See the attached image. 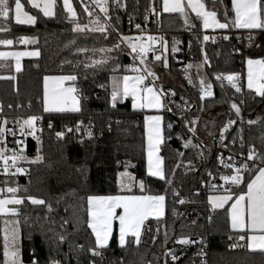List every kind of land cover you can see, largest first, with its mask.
<instances>
[{"label": "trees", "instance_id": "trees-1", "mask_svg": "<svg viewBox=\"0 0 264 264\" xmlns=\"http://www.w3.org/2000/svg\"><path fill=\"white\" fill-rule=\"evenodd\" d=\"M21 2L27 11L36 16V24H18L14 13L8 20L0 19V41L27 37L34 41L28 46L39 49L40 56L24 59L20 71L15 70L12 61L0 60V105L3 106L0 119L9 121L7 127H15L18 125L17 120L21 122L31 115L42 117L45 124L38 129L40 143L30 141L28 152L31 156H37L39 149L43 160L35 163L37 168L29 176L0 177V187L4 189V196L8 193V187L18 186L20 190L16 195L25 198L24 203L18 206L20 215L17 217L20 221L24 263H30L34 251V258L39 264H50L53 259L61 264H165V261L167 264H195L196 249L201 240L207 239L210 259L214 263L264 264V254L260 251H252L247 247L230 248L233 243L246 244L247 241H239L238 237L242 233L232 229L229 206L216 209L208 203L210 192L203 191L201 184L205 175L195 166L201 155L196 148L183 147L184 141L190 139L193 143V140L165 108L162 110L164 170L169 174L175 168V176L169 175L168 178L173 180L169 186L147 175L144 117L148 111L134 108L131 99L113 107L111 99V76L129 74L132 58L122 45V51L119 52L91 51L112 48L118 41L116 35L109 32L111 34L105 39L104 34L98 32H74V23L60 0L56 2L53 17H45L40 10L31 7L28 0ZM205 3L209 9L218 12L221 20L231 23V0H222V3L221 0H215V3L205 0ZM74 4L78 22L81 25L89 24V15L80 0H74ZM120 4L125 6L118 7L116 0H108L117 30L134 33L145 29L150 34L165 37L167 54L162 52L160 60L147 56L146 61L151 65L160 63L163 66L167 62V71L180 81V87L174 88L178 96L193 105L190 116L197 120L195 127L198 135L211 140L227 119H233L236 126L226 141L227 145H231V150H249L254 145L258 152L264 153V97L245 87V61L264 55L260 46L264 29L231 27L224 32L218 31L227 34L229 39L213 43L203 39L205 33L196 17H193L196 30L186 32L180 14L162 11V0H120ZM138 24L139 29L136 27ZM247 36L250 38L247 39ZM25 46L17 42L12 47L20 49ZM4 47L0 43V48ZM85 47L89 49L87 53L77 51ZM205 56H208L206 62ZM105 57L108 58L106 64L84 67L89 59L100 60ZM191 62L203 65L205 87L211 85V96L201 99V80L193 69L188 73L189 79L186 67ZM238 71L245 74L240 93L226 79L216 78L217 75L226 77ZM67 74L77 75V80L72 84L80 92L77 95L81 110L45 112L44 78ZM170 87L167 84L162 86L163 89ZM233 102L241 109L240 117L231 108ZM208 120L216 122L214 134L205 133ZM250 120L256 123L249 124ZM50 122H53L51 128L48 127ZM81 122L80 131H75ZM67 128H73V132H67ZM241 128L243 147L240 141ZM89 130L92 132L91 138L87 135ZM57 132H64V137H55ZM180 152L184 154L182 157L178 155ZM178 163L180 167H175ZM124 171H129L137 182L144 181V192L132 190V193L165 195V214L159 221L155 218L146 220L139 246H135L133 238L129 236L128 244L121 248L115 230L108 248L102 252L103 258L93 257L89 249L95 247V237L87 226L88 197L118 194L121 191L119 174ZM244 178L245 182L250 179L247 173ZM242 189L243 184L239 188L233 187L232 192L240 194ZM174 191L179 195H173ZM28 196L45 200L46 205L51 204L53 210L49 212L45 205L31 204L26 199ZM180 199L185 200V203H178ZM177 208L183 209L179 216L172 213ZM64 219L69 220V223L62 229ZM165 231L168 233L167 240ZM57 234L65 235V241L60 242ZM184 237L194 242L188 245L176 243ZM80 245H83V251L79 250ZM175 249L178 259L169 262L171 256L165 253ZM3 262V235L0 231V264Z\"/></svg>", "mask_w": 264, "mask_h": 264}, {"label": "snow or ice", "instance_id": "snow-or-ice-1", "mask_svg": "<svg viewBox=\"0 0 264 264\" xmlns=\"http://www.w3.org/2000/svg\"><path fill=\"white\" fill-rule=\"evenodd\" d=\"M55 0H46L43 7L38 2V0H28L31 7L39 8L45 17H52L54 15L53 6ZM83 4V0H80ZM96 7L104 13L105 17L108 20H111L112 17L109 16V7L108 0H93ZM215 3V0H213ZM118 7H124L125 5L120 4V0H116ZM222 3V0H221ZM189 8L193 12L196 13L198 17L203 18V27L208 29L219 28V29H227L229 24L227 22L221 23L217 18L216 11H206L205 5L200 2V0H188ZM24 4L21 3V0H0V19L8 20L10 15L14 13V18L16 23L18 24H29L35 25L37 22L36 16L30 15L27 11H24ZM63 7L70 14L69 19L74 23V32L78 33H101L104 34V38L108 39V36L111 34L108 32V28L110 25L101 24L99 18L95 20H90L89 23L95 25L94 27L89 28L88 25H81L78 22L77 14L72 7L70 0H63ZM232 8L235 10V19L233 21V25L236 28L241 29H264V0H232ZM84 11L88 13L91 17L92 12L89 11L88 7H84ZM154 11V10H153ZM163 11L164 12H178L181 14L185 13V5L183 0H164L163 2ZM118 19V18H117ZM187 23V20L185 21ZM113 32H117L118 30L115 26H111ZM139 29L140 25H136ZM2 30V29H0ZM118 41L115 43L112 48H101V49H92L91 51L95 53L96 51L109 53L112 51H122L121 45L127 43V46L131 49V53H136L134 56V60L139 57L140 64L143 65V69L133 68V71L142 74H138L135 77L124 76L122 81L120 79L114 78L113 80V90H112V102L113 107L115 106V102L117 100V96H121L122 98H126L128 96H132L134 101L136 98L140 97V93L142 89L139 87L143 84L146 77H152L153 82L156 77L155 73L151 71L146 65L144 54L147 49L140 47L139 52L137 51V45L132 43L131 37H126L121 34H118ZM149 40H154V37H148ZM205 41L210 38L205 35L203 37ZM214 39V38H213ZM224 39H229V37L225 36ZM22 42L27 44L31 42L29 38L24 37L21 38ZM0 43L11 45L13 43L12 40H3ZM75 43V41H72ZM78 52L87 53L89 51L88 48H78ZM173 51H176L173 48ZM11 55L16 59V70L20 71V57L24 55L30 56H39V51H34L30 53L24 52H15V53H2L0 52V57H5ZM114 59V58H113ZM155 60H160V56H155ZM207 61V57L205 56V62ZM66 63H71V61H66ZM108 63V58H102L100 60H91L89 59L88 63H84L85 68L101 66L103 64ZM248 73H247V88L249 90L255 91V93L261 97H264V61H254L248 60ZM253 65H260L261 71L259 73H255L253 71ZM166 66V62H165ZM192 65H188V68H191ZM115 70V69H114ZM218 80L226 79L237 93L242 92V87L240 86V76L239 74H229L226 77L222 75H217ZM77 80L76 74H67V75H59V76H46L44 78V111L45 112H79L80 109V101L77 99L73 93L76 91L75 88L68 87L65 88L64 82L71 81L75 82ZM49 81H52V87L49 88ZM201 85L204 86V81L201 80ZM204 96H211V85L206 86V90L202 87ZM146 91L150 94V99L147 104L141 103L140 107H149V108H161L163 105L161 104L160 97L154 94L153 87H147ZM162 91V90H161ZM171 95H175V93H171ZM142 99V97H140ZM243 103V101H241ZM11 107V105H9ZM133 107L136 108L137 104L134 102ZM231 108L235 110V113L238 117H240L241 109L235 103H231ZM3 111V106L0 105V112ZM168 111H171V108H168ZM42 117L31 115L27 119H24L22 122L19 120L16 123L19 125V132L21 135H33L34 138L37 139V142L40 143L39 137H35L36 132V122L41 120ZM161 120L160 116H148L146 117V121L150 122L148 124V163H147V175L150 177H156L162 181H164L169 186L172 185L173 180L169 179V175L171 177L175 176V168L171 171V173L166 174L163 168V158L159 155H156L159 151V146L163 143L164 137L162 135L161 130ZM9 123L7 119H0V161L3 162V172L4 174H9L11 168H15L14 172L10 174L15 176L17 174H24L26 170L21 167H17L18 161L26 160L27 157L24 155V145L23 141L17 139L15 143L19 146V150L16 149H8L6 145V134L16 136L17 133L13 129H7L6 125ZM191 125H195L197 120H192L188 122ZM236 121L229 120L228 124L224 126L221 130V139H224V133L228 131V129L235 124ZM241 123H243L241 119ZM249 124L256 123V121H249ZM81 124H78L75 128V131L79 132L81 129ZM49 128L52 127L51 124L48 125ZM171 128V125H168ZM30 130V131H29ZM188 131L195 136L196 128L189 127ZM67 132H73V128H67ZM65 135L64 132H57L56 136L58 138H63ZM89 138L92 137V132L89 130L87 132ZM180 138V137H178ZM182 139V138H181ZM240 141L241 146L243 147V129L240 130ZM83 143V141H80ZM235 143V140H233ZM184 148H198L199 144H193L192 141L186 140L183 143ZM11 155H8V153ZM179 156H183L182 152L178 153ZM155 156V159L153 158ZM229 161L232 160V157L227 158ZM9 160H11V164H9ZM43 160V157L39 155V149L37 150V156L34 160L29 161L30 163H39ZM249 161L251 164H249ZM220 163L227 169L232 170L231 175H221L219 178L230 186L225 188V195H222L217 198H210L214 200V207L222 208L225 204H228L229 201L233 200V196L236 195L235 201L231 203V227L233 230H239L242 234L239 235V241H247L246 244L233 243L230 245V248L235 249L237 247L244 248L247 247L252 251L259 250L262 254H264V153L258 152L254 145L249 147L247 157L242 159L240 162V166L236 167L232 163H226L224 158H220ZM191 166V162H189ZM175 167H180L178 163ZM247 173L250 179L245 182L244 174ZM121 178L120 189L121 191L116 195H92L88 197L87 203L89 205L88 208V216L89 220L87 221L88 228L91 229L92 234L95 237V247L90 248L89 251L93 257L103 258L102 252L104 249L108 248L109 241L111 238L112 230H113V222L118 221L119 223V240L118 244L121 248L126 247L128 244L127 238L131 236L133 238L132 243L135 246H139L141 243L142 229L145 225V221L149 219V217L155 218L157 221L164 214L165 207V195H137L132 193V188L134 185L138 183L139 189L141 193L145 190L144 181H136L135 177L127 172H122L119 174ZM211 176L212 173H209ZM244 185V189L241 190V194H234L232 192L233 187L239 188L240 185ZM213 188L216 185H212ZM19 187H8L6 191L11 193V198H0V218L2 219V231L3 234V255L4 262L3 264H24L23 255H22V235L20 228L19 219H8V217H18L20 215L19 210L16 207H9V205H22L25 201V198H18L17 193L19 191ZM4 189H0V192H3ZM26 192L27 189L25 188ZM173 195L178 196L179 193L175 192ZM26 199L30 200L33 205H45L48 208V211L51 212L52 206L51 204H47L43 199H37L32 196L26 197ZM59 202V201H58ZM180 204H184L185 200L180 199L178 201ZM120 210V211H117ZM67 211V209H65ZM211 219V218H209ZM69 223V220L64 219L61 224V228L63 229L65 225ZM151 231V229H148ZM159 232V229H157ZM168 233L165 231V239L167 240ZM58 240L60 242L65 241L66 236L57 234ZM232 239V237H229ZM155 240V238H153ZM190 238L184 237L180 238L176 241V243L182 245H188L193 243ZM201 243H203L201 241ZM79 250L83 251V245L79 246ZM203 254V253H201ZM166 256H171L173 261H176L178 257L174 252L165 253ZM35 253L33 251V259L30 261V264H39V261L34 258ZM50 264H60L58 260H51ZM95 264V262H93ZM167 264V261H165Z\"/></svg>", "mask_w": 264, "mask_h": 264}, {"label": "built area", "instance_id": "built-area-1", "mask_svg": "<svg viewBox=\"0 0 264 264\" xmlns=\"http://www.w3.org/2000/svg\"><path fill=\"white\" fill-rule=\"evenodd\" d=\"M83 3L85 6L88 7L89 11H91L93 13L91 17L89 16L90 20H95V19L99 18L101 24L110 25V27L108 28V32L114 33L117 38H119L118 34L133 38L132 43H135L137 45V51L138 52L140 49L138 47L139 45L148 42L149 41L148 37H150V36L154 37L155 38L153 40L154 45L151 49V53H148V56H150L152 59L155 56L161 57L162 52H163V43L165 41V37L163 35H157V34L153 35V34H150L145 29L140 30L139 32H134V33H124V32H121L119 30H118V33L113 32L111 26H115V24H114V20H113V17H112V14L110 11L108 14H109V16L112 17V19L108 20L105 17L104 13H102L99 10V8L95 6L93 0H83ZM180 17H181V20L183 22V26H184V29L186 32L191 33L194 30H196V22L194 21V19L191 17V15L189 13L185 12L184 14H180ZM186 20H187V23L185 22ZM216 36L217 37H214V39L212 38L211 42L217 43L220 41V39L225 40L224 37L226 35H222V36L216 35ZM21 38H23V37H18L16 39L9 38V39H5V40H12L13 43L11 45H7V46H14L17 42L22 41ZM249 38H250V36H247V39H249ZM122 46L124 47V49L126 50V52L128 54L131 53V49L127 46V43L122 44ZM234 52L237 53L238 50L235 49ZM129 55L132 58L131 72L132 73H138V72L133 71V68H140L142 70L144 66L140 64L139 57H137L134 60V56H136V53H132ZM146 57L147 56H144V59H146ZM206 57L208 58V56H206ZM153 72L155 73L156 77H158V78L155 79L153 82L152 77H150V76L146 77L143 84L140 85V88L143 91L146 89V86L147 87H154L158 91L159 95L161 96L164 108L167 110H168V108H171V111H169V113L176 118L177 123H179L181 125V127L183 129H185V131L189 134V136L193 140V144H199V147L196 148V150L200 153V155L202 157V163L200 165L197 164L195 166H196V168L202 169L204 171L205 177L202 179L203 191H208L210 193L226 194L224 189L228 188L230 185L228 183H226L225 181L221 180L219 177L221 175H231L232 170L225 168L220 163V158L223 157L224 161L226 163H232L236 167H239L241 160L246 158L247 154H248V150H243V151L240 150V151L234 152L230 148L231 145H227V143H226L229 134L234 131L236 123L233 124L228 129V131L224 133V139L223 140L221 139V135H220L221 130L224 128V126L226 124H228L229 120H233V119H227L225 125L222 127V129L219 131V133L216 136H214L211 140H207L205 138H202L201 136L198 135L197 131L195 133V136H193V134L188 131L189 127H195V125H191L188 123L189 121L195 120L194 118H192L190 116V112H191L193 105L192 104L189 105L186 100L181 99L178 96L177 91L174 88L164 90L159 85L158 73L155 71H153ZM140 73H142V71ZM236 74H239L240 86L243 88V82L245 80V74L243 71H238ZM202 87L205 89L204 86L200 85V87H199L200 94L203 93ZM173 92L175 93L174 96L171 95V93H173ZM79 93L80 92L78 91L77 94H79ZM111 96H112V94H111ZM43 124H45V121L43 119L38 120L36 122L35 137H39L38 129ZM49 124H51L53 126V122H50ZM6 128L7 129H13L17 133V135L15 137L12 135L6 134L7 148L8 149H16L18 151L19 146L15 143V141L17 139L22 140L23 145H24V155L27 157L26 160H21V161H18V163H17V167L24 168L26 170V172L24 174H17V175H25V176L31 175L36 170L37 165L35 163L29 162L31 160H34L36 158V156L30 155V152H28V149H29L28 147H29L30 141H37V139L34 138L33 135H21L19 132V125L15 126V127H7L6 126ZM90 128L91 127H89V129ZM55 137H57L56 134H55ZM0 146H2V145H0ZM8 155H11V153L9 152ZM230 156L232 157L231 161H229L227 159ZM9 164H11V160H9ZM249 164H251L250 161H249ZM14 171H15V168H11L9 174H4L3 162L0 161V177L13 176L10 173L14 172ZM209 173H212V175L210 176ZM17 175H15V176H17ZM212 185H216V187L213 188ZM0 189H2V188L0 187ZM3 197H4L3 192H0V198H3ZM182 212H183L182 208H177V209L172 211V213L176 216H179ZM201 241L203 243H201ZM201 241H200V245L196 249L197 260H196L195 264H218V263H214L210 259L209 242L207 241V239H203ZM201 253H203V254H201ZM168 261L173 262L171 257L168 259ZM28 264H30V263H28Z\"/></svg>", "mask_w": 264, "mask_h": 264}, {"label": "crops", "instance_id": "crops-1", "mask_svg": "<svg viewBox=\"0 0 264 264\" xmlns=\"http://www.w3.org/2000/svg\"><path fill=\"white\" fill-rule=\"evenodd\" d=\"M61 1V3L63 4V0H60ZM38 2L41 4V7H43V5H44V3L46 2V0H38ZM56 2H57V0H55V2H54V6H53V12H54V15H55V12H56ZM70 2H71V0H70ZM72 2H73V5H72V7H73V9L75 10V12H76V14H77V11H76V8H75V4H74V0H72ZM163 2H164V0H162V11H163ZM200 2L201 3H203L204 5H205V10L206 11H214V10H211V9H209L208 7H207V5H206V3H205V0H200ZM22 3V2H21ZM183 3H184V5H185V12H187V13H189L190 15H191V17L193 18V17H196L199 21H200V23H201V29H202V31L205 33V35H207L209 38H211V35H210V33H212L213 31H222V32H224V31H226L227 29H229V28H231V27H234V28H236L234 25H233V21H234V19H235V10L232 8V12H233V20L231 21V23L227 20V21H225V20H221L220 19V17H219V15H218V12H216L217 13V16H216V18L221 22V23H225V22H227L228 24H229V27L227 28V29H219V28H212V27H209L208 29H205L204 27H203V18L202 17H198L197 15H196V13L195 12H193L192 10H191V8H189L187 5H188V0H183ZM29 5H30V3H28ZM72 4V3H71ZM83 5V7H85V5H84V3L82 4ZM31 6V5H30ZM231 7H232V0H231ZM36 9H38V10H40L39 8H36ZM24 10L25 11H27L26 9H25V7H24ZM66 10V9H65ZM41 11V10H40ZM67 11V10H66ZM30 15H32L29 11H27ZM42 12V11H41ZM164 12V11H163ZM43 13V12H42ZM164 13H167V14H173V13H178V12H172V13H170V12H164ZM69 14V13H68ZM88 14V13H87ZM178 14H181V13H178ZM53 15V16H54ZM52 16V17H53ZM69 17H70V14H69ZM26 25H29V24H26ZM92 25V27H94L95 25H93V24H88V26H91ZM89 28H91V27H89ZM237 29H241V28H237ZM31 42H29V43H27V44H25V43H23L22 41V44H24V45H26L24 48H20V49H16V48H13L12 46H7V45H5V44H2L3 46H5L4 48H0V52H2V53H15V52H24V53H30V52H34V51H39V49H37V48H33V47H29L28 45L29 44H31V43H33L34 41L33 40H30ZM207 41H209V40H207ZM154 45V41L153 40H149L148 42H146V43H143V44H141V45H139L138 47L140 48V47H143V48H145V49H147V51H146V53L144 54V56H148V53H151V47ZM260 46H261V49L263 48V46H264V35H262L261 37H260ZM262 51L264 52V49H262ZM39 53H40V51H39ZM40 56V55H39ZM38 56V57H39ZM37 56H30V55H24V56H21L19 59H20V69L22 68V61L24 60V59H26V58H38ZM151 58V57H150ZM152 59V58H151ZM249 59H251V60H254V61H264V55L263 56H259V57H252V58H247L246 59V61H245V74H246V81H245V87L247 88V73H248V60ZM0 60L1 61H12V63H13V66H14V68H15V70H16V59H15V57H13V56H11V55H8V56H5V57H0ZM145 61H146V59H145ZM152 71V70H151ZM253 71L255 72V73H259L260 71H261V66L260 65H253ZM138 74H142V73H132V72H130L129 74H114V75H112L111 76V79H110V89H111V94H112V90H113V80H114V78H116V79H120L121 81H122V78L124 77V76H129V77H135L136 75H138ZM158 75H159V85L162 87L163 85H165V84H167V85H173V83L172 82H169V83H164V80L162 79V76H161V74H159L158 73ZM57 76V75H56ZM171 83V84H170ZM65 88H68V87H72V88H75V86L72 84V82L71 81H65L64 82V85H63ZM52 87V81H49V88H51ZM140 87V86H139ZM153 89H154V94L156 93L159 97H160V100H161V104L163 105V102H162V99H161V96L159 95V93H158V91L153 87ZM248 89V88H247ZM253 91V90H252ZM255 92V91H254ZM73 95H75L76 97H77V99L80 101V98H79V96L77 95V91H75L74 93H73ZM140 97H142V99L140 98ZM140 97H138V98H136V100L134 101V98L132 97V96H128V97H126V98H122L121 96H117V100H116V102H115V105L116 104H119V103H123V102H125L127 99H131L132 100V105L134 104V102L137 104V109H145L146 111H148V113L145 115V131H146V143H145V153H146V171H147V163H148V124L150 123V122H147L146 121V117H148V116H160V117H162V120H161V130H162V135H163V137H164V120H163V115H162V110H163V108H164V106L163 107H161V108H159V109H157V108H149V107H140L139 105L141 104V103H143V104H147V102H148V100L151 98L150 97V94L146 91V89L145 90H143V91H141V93H140ZM112 104H113V102H112ZM81 105V102H80V104H79V106ZM163 143H164V141H163ZM163 143L159 146V151H158V153H156V155H159L160 157H162L163 158V156H162V145H163ZM154 159H155V156L153 157ZM163 168H164V161H163ZM119 187H120V185H119ZM241 194V193H240ZM116 195V194H115ZM137 195H141V194H137ZM143 195H151V194H143ZM225 195V194H224ZM101 196H106V195H101ZM220 196H222V195H217V194H210L208 197H207V200H208V203L212 206V207H214V200L213 199H210V198H217V197H220ZM235 198H236V196L234 195L233 196V200L232 201H229L228 202V204H225L224 205V207H222V208H217V207H214V208H216V209H223V208H225L226 206H229V213H230V218H231V208H230V205H231V203H233L234 201H235ZM165 202H166V200H165ZM117 211H120V210H117ZM164 214H165V207H164ZM164 214H163V216H164ZM162 216V217H163ZM149 218H153V217H149ZM146 222V221H145ZM115 230H117V237H118V240H119V223H118V221H114L113 222V230H112V234H111V238H110V241H109V244H110V242H111V240H112V238H113V235H114V233H115ZM143 230V229H142ZM235 231H239V230H235ZM240 232V231H239ZM129 238V237H128ZM128 238H127V240H128ZM247 243V242H246ZM256 251H259V250H256Z\"/></svg>", "mask_w": 264, "mask_h": 264}, {"label": "rangeland", "instance_id": "rangeland-1", "mask_svg": "<svg viewBox=\"0 0 264 264\" xmlns=\"http://www.w3.org/2000/svg\"><path fill=\"white\" fill-rule=\"evenodd\" d=\"M71 3H72V5H73V2H72V0H71ZM25 11V10H24ZM90 24V23H89ZM88 25V24H87ZM88 27H92V25L91 26H88ZM211 38L209 39V41H212V38H214V37H217L216 35H219V36H222V35H226L227 36V34H225V33H219L218 31H213L211 34ZM262 35H264V33L262 34ZM261 35V36H262ZM260 36V37H261ZM226 40V39H225ZM220 41H222V39H220ZM218 43V42H217ZM153 47V46H152ZM152 47H151V49H152ZM262 49H264V46H263V48ZM167 50H168V48H167V44H165V43H163V53L164 54H167ZM164 60L166 61V57L164 58ZM146 62V65H147V67L149 68V69H151L152 71H155V72H157V73H159V74H161V76H162V79L164 80V83H169V82H172L173 83V85H170L172 88H177L178 89V87H180V81L178 80V78H176L174 75H172L171 73H169L168 71H167V67L166 66H163V64H160V63H157V64H153V65H151L150 63H147V61H145ZM166 64H167V62H166ZM188 65H192V67L191 68H188ZM187 65V67H186V69H187V74L189 73H191V71H192V69L195 71V73L199 76V79L200 80H203L204 81V67H203V65L202 64H200V63H193V62H191V63H189ZM166 67V68H165ZM189 70V71H188ZM188 74V77H189V79L191 78L190 77V75ZM236 74V73H235ZM171 84V83H170ZM170 87V88H171ZM204 87H205V82H204ZM170 88H166V89H164V90H167V89H170ZM205 90H206V87H205ZM211 91H212V89H211ZM156 94V93H155ZM157 95V94H156ZM202 96L204 95V93H202L201 94ZM205 97H207V96H204V98ZM144 119H145V117H144ZM206 127H205V133L208 135V134H214L215 133V127H216V122L214 121V120H208V121H206ZM144 130H145V120H144ZM219 133V132H218ZM145 140H146V131H145ZM198 162V164L200 165L201 163H202V157H200V159L197 161ZM197 165V164H196ZM198 169V168H197ZM199 170H201V174H204V171L202 170V169H199ZM124 172H127V173H129V174H131L129 171H124ZM122 173V172H121ZM132 175V174H131ZM122 179H124V178H121L120 177V175H119V185H120V183H121V180ZM201 184H202V179H201ZM132 190L134 191V190H140L139 189V186H138V183L136 184V185H134L133 186V188H132ZM139 194H141V193H139ZM210 194H217V195H224V194H220V193H210ZM209 194V195H210ZM208 195V196H209ZM11 196H12V194L11 193H6V195H4V197L3 198H11ZM18 198H21V197H19V196H17ZM18 206L19 205H9V207H16L17 209H18ZM3 218H1V220H2ZM8 219H18L17 217H8ZM3 235V234H2ZM5 259V258H4ZM24 264H28V263H24Z\"/></svg>", "mask_w": 264, "mask_h": 264}, {"label": "water", "instance_id": "water-1", "mask_svg": "<svg viewBox=\"0 0 264 264\" xmlns=\"http://www.w3.org/2000/svg\"><path fill=\"white\" fill-rule=\"evenodd\" d=\"M171 252H174V253H176V252H177V249H175V250H172Z\"/></svg>", "mask_w": 264, "mask_h": 264}]
</instances>
